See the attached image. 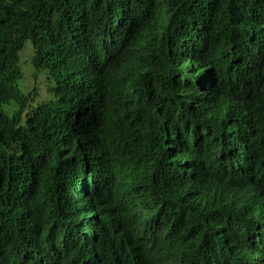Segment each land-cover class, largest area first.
<instances>
[{
	"label": "trees",
	"instance_id": "trees-1",
	"mask_svg": "<svg viewBox=\"0 0 264 264\" xmlns=\"http://www.w3.org/2000/svg\"><path fill=\"white\" fill-rule=\"evenodd\" d=\"M0 264H264V0H0Z\"/></svg>",
	"mask_w": 264,
	"mask_h": 264
},
{
	"label": "rangeland",
	"instance_id": "rangeland-1",
	"mask_svg": "<svg viewBox=\"0 0 264 264\" xmlns=\"http://www.w3.org/2000/svg\"><path fill=\"white\" fill-rule=\"evenodd\" d=\"M32 42L28 41L20 52V60L23 67V78L20 80L19 85L20 88L24 92H28L37 85V98L41 99H49L51 93H49V88L51 86L50 82L47 80L44 74L39 75L38 78L35 76V69L31 63L32 58Z\"/></svg>",
	"mask_w": 264,
	"mask_h": 264
}]
</instances>
